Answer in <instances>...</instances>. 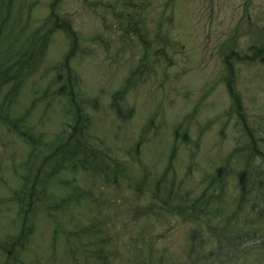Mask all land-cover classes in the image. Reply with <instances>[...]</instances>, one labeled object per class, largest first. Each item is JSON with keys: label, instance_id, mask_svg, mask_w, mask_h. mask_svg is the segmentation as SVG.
I'll list each match as a JSON object with an SVG mask.
<instances>
[{"label": "rangeland", "instance_id": "1", "mask_svg": "<svg viewBox=\"0 0 264 264\" xmlns=\"http://www.w3.org/2000/svg\"><path fill=\"white\" fill-rule=\"evenodd\" d=\"M4 2L10 22L0 18V53L14 46L17 57L32 34L66 22L13 96L10 115L28 112L26 129L47 141L62 132L70 102L46 94L57 87L54 66L70 54L91 133L112 157L101 160L105 177L71 170L73 161L51 172L49 163L22 244L0 250V264H108L100 251L109 264H221L220 232L242 245L224 264H264V178L246 179L255 188L243 203L239 179L263 164L244 122L264 150V0ZM16 25L27 27L13 42ZM13 87H0V104ZM116 105L132 115L122 119ZM179 129L189 142L177 138ZM29 151L0 126V241L24 227L16 192ZM146 207L153 212L138 216ZM94 224L99 234L84 231Z\"/></svg>", "mask_w": 264, "mask_h": 264}, {"label": "trees", "instance_id": "2", "mask_svg": "<svg viewBox=\"0 0 264 264\" xmlns=\"http://www.w3.org/2000/svg\"><path fill=\"white\" fill-rule=\"evenodd\" d=\"M8 5L10 6V2H8ZM7 7L8 6L4 2V0H0V18L2 24H8L10 22V9L9 7ZM52 8L54 9V7ZM52 13L54 15V11H52ZM65 23L66 22L56 21L53 29L45 30L43 33L41 30H38L35 34H32L27 39V46L25 47L26 50L24 48L25 52L18 53L17 57H13V53L11 52L14 46L12 47L11 51H9L10 48H8L6 51L3 50V52L1 51L0 53V87L8 83H14L12 91L6 96L4 102L0 104V126L4 127L10 133L20 137L30 147L29 155L22 165L24 169V174L22 175V186L20 187L18 192H16L17 201L20 205V215H22L24 221V227L23 230H21L20 235L9 236L5 240L0 241V250L6 249L8 244L12 247H14L15 245H20V243L22 244V233L24 232V235L26 233V222L32 216V214L36 212L39 204V197L42 195V190L40 191L38 188V181L41 180L43 171L49 163H56L51 172L58 171L61 168L65 169V163L73 161L74 163L71 170L83 169L92 171V173H100L104 177L105 175H108L106 171H108L109 165L107 163L101 164V160H106L108 158H111L112 156L108 153V151L105 150L102 142L91 133V118L86 111V105L88 101L84 98L79 97L78 95L77 88L80 87V77L76 72L73 71L70 65V54H67L65 60L59 62L54 66V83L57 85V87L52 93L47 90L46 94L47 97L50 94L53 97L57 95L65 96L70 102L69 108L67 109L68 121L64 125L62 132L59 133L54 140L47 141L42 137V135L33 134L26 129L25 123L28 112L21 117H13L9 113V106L13 100V96L18 93V89L30 74V72L32 70H35L34 68L38 66V62L43 57L45 50L49 46L50 39L54 33L53 30L56 27H63ZM26 27L27 26L24 25L20 27H17V25L15 26L18 34L13 37V42H15L16 39L21 36ZM2 35H4L3 28L0 26V48L3 44L4 36ZM234 54L236 53L232 52L231 56ZM228 60L229 59H227V61ZM230 63L231 62H229L228 64ZM231 91L234 92L233 90ZM122 95L123 92H118L116 94L115 98L116 100H118V104L122 101ZM236 99L238 100V95ZM236 105L238 108L237 112L240 114L242 119H244L245 116L243 113H241L242 103L237 102ZM116 112L124 120L128 119L132 115V109H128L125 111L120 105H116ZM244 124L246 129L248 130L249 136H251L252 138V149L254 151V157H260L263 161V164L260 163V167H257L258 165H255V170L251 171L248 167L239 173L241 203L248 200V196L251 194V192H253L255 188L254 185L253 187L249 188L246 179L248 180L251 177H255L258 179V184H261L263 181L259 180V178H264V171H260V169L264 166V150L260 148L256 138L254 137L253 133L250 132L247 124L245 122ZM180 130L181 129L176 131L177 138L179 139V137H181L183 141L189 142V134L185 131L184 133H181ZM261 140H264V138H262ZM174 154L175 153L172 154L171 159L174 158ZM254 160L248 161V165L249 162H253L254 164L256 161ZM111 162H113V160ZM118 164V161L116 165L113 164V172L115 173L114 175L116 177L118 176ZM226 168L227 167H221L218 169L217 175L219 178H221V175L226 170ZM51 176L52 173L44 176L43 181L45 182L46 179L50 178ZM115 180L116 178L114 179V181ZM260 187L264 188V185L261 184ZM26 194H28L29 197V201H27V204ZM159 207L161 209H164L162 205H160ZM182 211L183 210H181L180 212ZM136 212L138 213V216L149 215L151 214V212H153V208L146 207V209L136 210ZM259 214L261 216H264V209H261ZM100 230V226L94 224L92 227H88L84 231L87 233H89L90 231L93 233H98ZM232 236L233 235L225 234V232H220L216 237V239L219 240L221 246H223V248L225 247V251L221 252L222 256L219 255L221 264H224L225 262H228L231 258H233L231 256V254L234 253L233 251L239 249L242 246H239V244L241 243H239V241ZM104 241H106V239H104ZM152 251L150 254V258L154 259V257L152 256ZM213 252L216 251H212V257H214L216 254ZM97 253H99L96 256L98 260L108 264L111 263L110 258H108V256L105 255L103 251ZM195 260L197 261L196 263H200L201 261L199 257H196Z\"/></svg>", "mask_w": 264, "mask_h": 264}]
</instances>
